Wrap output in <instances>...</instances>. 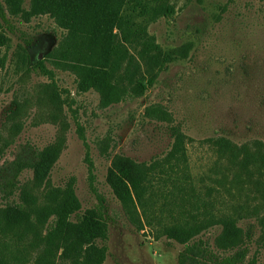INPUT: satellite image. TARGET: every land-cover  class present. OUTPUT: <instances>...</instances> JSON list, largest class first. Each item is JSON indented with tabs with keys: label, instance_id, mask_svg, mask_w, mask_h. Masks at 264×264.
I'll return each instance as SVG.
<instances>
[{
	"label": "rangeland",
	"instance_id": "obj_1",
	"mask_svg": "<svg viewBox=\"0 0 264 264\" xmlns=\"http://www.w3.org/2000/svg\"><path fill=\"white\" fill-rule=\"evenodd\" d=\"M0 3V166L38 151L50 162L42 180L24 168L1 204L26 192L44 203L50 191L71 186L80 214L103 201L102 264H179L186 243L150 226L140 210L143 226L131 217L112 181L129 161L163 159L181 132L200 197L214 212L241 216L231 244H220V224L200 233L206 264H264V202L249 177L243 187L232 181L208 140L226 136L251 151L264 144V0H129L122 29L114 28L110 67L125 94L108 104L54 64L50 54L66 33L54 18L28 13L29 0L17 13ZM157 3L161 9L141 13ZM168 186L150 189L159 206ZM162 209L166 221L175 214Z\"/></svg>",
	"mask_w": 264,
	"mask_h": 264
},
{
	"label": "trees",
	"instance_id": "obj_2",
	"mask_svg": "<svg viewBox=\"0 0 264 264\" xmlns=\"http://www.w3.org/2000/svg\"><path fill=\"white\" fill-rule=\"evenodd\" d=\"M23 1L6 0V3L10 11L17 13L23 10ZM128 2L29 0L28 13L48 14L66 31L50 54L54 64L76 76L80 91H97L104 104L125 94V90L110 77V67L114 28L122 29ZM161 7L162 3H157L141 13L157 11ZM148 82L151 84L152 80ZM145 87L140 83L137 88ZM208 140L220 159H225V168L232 172V181L243 187L244 178L249 177L264 202V144L260 143L261 147L251 151L247 143L237 144L226 136ZM49 165L48 159L39 151L31 159L18 157L5 162L0 166L2 200H8L13 194L17 177L24 168L34 169L36 179L42 180ZM167 183L169 190L163 197L169 200L159 206L154 199L158 191L150 189ZM112 184L125 211L142 226L140 211L150 226L159 225L168 237L186 243L179 255V264H206L209 250L199 235L211 225L222 226L220 244H231L238 236L240 214L220 209L214 212L213 203H207L198 194L191 178L187 142L181 132L176 133V140L163 159L148 166L129 161L120 174L115 175ZM162 207L171 212L175 210L170 220L162 217ZM80 208L81 203L71 186L50 191L44 203H38L36 195L30 192L13 204L0 202V264H102L107 247L98 244L97 240L108 237L103 201L100 199L98 205L84 214L77 212ZM262 219L264 221V216ZM224 263L231 264V261L226 259Z\"/></svg>",
	"mask_w": 264,
	"mask_h": 264
}]
</instances>
